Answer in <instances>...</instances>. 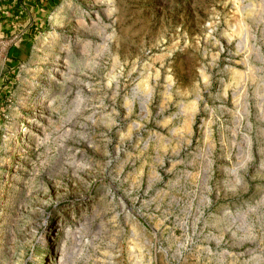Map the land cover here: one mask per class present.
I'll use <instances>...</instances> for the list:
<instances>
[{"label":"rangeland","instance_id":"1","mask_svg":"<svg viewBox=\"0 0 264 264\" xmlns=\"http://www.w3.org/2000/svg\"><path fill=\"white\" fill-rule=\"evenodd\" d=\"M40 23L0 106V264H264V0Z\"/></svg>","mask_w":264,"mask_h":264},{"label":"crops","instance_id":"2","mask_svg":"<svg viewBox=\"0 0 264 264\" xmlns=\"http://www.w3.org/2000/svg\"><path fill=\"white\" fill-rule=\"evenodd\" d=\"M2 0L0 1V14L5 20L0 22V30L10 29L8 35H3L0 31V38L9 37L11 44L8 51L3 56V65L0 68V106L3 107V94L12 82V74H16L20 67L21 61L30 57L32 52L33 39L31 36L38 27H41V19L46 16L51 8L52 1L56 0ZM6 10V12L4 11ZM4 11V12H3ZM11 12V15H8ZM15 14V17L13 16ZM17 14V15H16ZM5 15H8L5 17ZM37 15L39 18H37ZM43 22V21H42ZM5 25L2 27V24ZM34 30V31H33ZM17 75V74H16ZM14 80V78H13ZM1 110V109H0Z\"/></svg>","mask_w":264,"mask_h":264},{"label":"bare ground","instance_id":"3","mask_svg":"<svg viewBox=\"0 0 264 264\" xmlns=\"http://www.w3.org/2000/svg\"><path fill=\"white\" fill-rule=\"evenodd\" d=\"M28 102V101H27ZM23 104V103H22Z\"/></svg>","mask_w":264,"mask_h":264}]
</instances>
